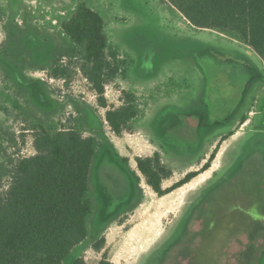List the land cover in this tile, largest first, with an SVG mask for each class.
Returning a JSON list of instances; mask_svg holds the SVG:
<instances>
[{"label": "rangeland", "instance_id": "rangeland-1", "mask_svg": "<svg viewBox=\"0 0 264 264\" xmlns=\"http://www.w3.org/2000/svg\"><path fill=\"white\" fill-rule=\"evenodd\" d=\"M85 3L103 16L108 55L120 63L105 88L108 108L86 77L85 51L61 27L79 0H0V198L18 162L35 154L40 124L74 127L98 140L94 209L87 238L63 264H188L179 257L185 246L198 263L264 264L263 59L234 32L194 27L169 0ZM58 68L65 74L55 75ZM124 90L135 94L139 114L117 135L106 112L124 104ZM187 114H201L197 128ZM158 151L174 173L164 189L199 170L205 153L216 157L203 175L159 196L137 166ZM233 176L241 198L229 199V187L204 197ZM204 201L234 212L218 220L212 204L216 227L201 240Z\"/></svg>", "mask_w": 264, "mask_h": 264}, {"label": "trees", "instance_id": "trees-1", "mask_svg": "<svg viewBox=\"0 0 264 264\" xmlns=\"http://www.w3.org/2000/svg\"><path fill=\"white\" fill-rule=\"evenodd\" d=\"M169 1L194 27L238 34L264 61V0ZM61 27L70 40L85 51L86 77L100 105L108 108L105 88L119 73L120 63L108 55L109 38L103 16L88 7L85 0H79L76 10ZM59 70L62 69L54 70V74L59 75ZM62 72L65 74L64 70ZM123 100L122 106L106 112L107 121L117 135L129 131L130 122L139 114L134 93L124 90ZM33 145L35 154L18 162L9 188L0 198V264H63L89 234L88 218L94 209L89 175L97 151V138L84 136L74 127L51 132L40 124ZM215 157L216 152H213L201 171L209 169ZM137 166L159 196L185 185L199 173L189 172L164 189L162 181L171 177L173 170L163 163L159 152L138 157ZM233 179L234 176L215 183L206 190L204 197L208 200L212 198L211 192L229 187L224 193L229 199L241 198L237 196L239 191L233 188ZM212 204L206 205L204 201L201 207L203 215L207 216V226L213 223L214 216L208 214L211 205L217 209V219L234 212L232 204L227 207L214 204V201ZM103 241H98L95 248L100 249ZM74 264H82V260L78 258ZM100 264L114 263L102 260Z\"/></svg>", "mask_w": 264, "mask_h": 264}, {"label": "flooded vegetation", "instance_id": "flooded-vegetation-1", "mask_svg": "<svg viewBox=\"0 0 264 264\" xmlns=\"http://www.w3.org/2000/svg\"><path fill=\"white\" fill-rule=\"evenodd\" d=\"M194 116H195V118L197 119V120H200V116H201V114L200 115H198V114H193ZM202 122L203 121H201V124H202ZM254 218H256V215H255V212L254 213H252V217H251V219L252 220H254ZM207 216L206 215H203L202 217H201V227L199 228V230L196 232V234H197V237H199V239H201V240H206V239H208V238H210V236H211V234H212V231L215 229V227H216V222L215 221H213V223L212 224H210L209 226H207L206 224H207ZM215 219V218H214ZM219 220V219H218ZM216 221H217V219H216ZM187 224V223H186ZM192 240V239H191ZM190 242V241H189ZM172 247H170V248H167V249H171ZM180 256V258L182 259H189L188 261H189V263L188 264H203V263H198L197 261L195 262V256L197 255L196 254V252L195 253H192L191 252V250H190V248H188L187 246H185L184 248H183V251L182 252H180V254H179ZM197 258V257H196ZM198 261H199V259H198Z\"/></svg>", "mask_w": 264, "mask_h": 264}, {"label": "crops", "instance_id": "crops-1", "mask_svg": "<svg viewBox=\"0 0 264 264\" xmlns=\"http://www.w3.org/2000/svg\"><path fill=\"white\" fill-rule=\"evenodd\" d=\"M187 118H188V121H189V126H192L193 128H197V126H198V124H200V122H199V120H197L196 118H195V116L193 115V116H191L190 114H187ZM191 120V121H190ZM194 131H196V129H194ZM214 146V145H213ZM159 152V151H158ZM209 155H208V153H205V155L201 158V163H199V165L201 166V168H199V170H197V171H199V173H198V175L196 176V177H194L192 180H194L195 178H197L198 176H200V175H203L206 171H208V169L206 170V171H201V169H202V167L208 162V160H209ZM161 158H162V156H161ZM162 161H163V158H162ZM163 163L166 165V162H164L163 161ZM168 167V166H167ZM211 167H209V169H210ZM190 172H192V171H190ZM187 173H189L188 171H185L184 172V177H185V175L187 174ZM173 175H174V173H173ZM173 175L171 176V177H169V178H172L173 177ZM192 180L190 181V182H192ZM164 181V180H163ZM189 183V182H188ZM163 184V183H162ZM187 184V183H186ZM185 184V185H186Z\"/></svg>", "mask_w": 264, "mask_h": 264}]
</instances>
